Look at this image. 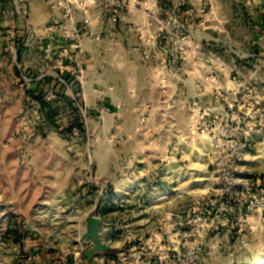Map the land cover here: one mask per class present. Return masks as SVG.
<instances>
[{"label": "rangeland", "instance_id": "rangeland-1", "mask_svg": "<svg viewBox=\"0 0 264 264\" xmlns=\"http://www.w3.org/2000/svg\"><path fill=\"white\" fill-rule=\"evenodd\" d=\"M57 1L0 0V264H264V0Z\"/></svg>", "mask_w": 264, "mask_h": 264}, {"label": "built area", "instance_id": "built-area-1", "mask_svg": "<svg viewBox=\"0 0 264 264\" xmlns=\"http://www.w3.org/2000/svg\"><path fill=\"white\" fill-rule=\"evenodd\" d=\"M52 9L56 12H59L60 14L63 15V19L65 21H72L73 20V15H74V11L72 9V6L62 0H58L57 2H53L52 3ZM53 23H58L56 21H53ZM75 34H76V30H70L69 33H66L62 36V39L64 42H71L74 40V37H75ZM53 36V34H52ZM99 38H95L93 40H98ZM69 44V48H61L63 50V52L65 53H68L66 57H70V60H73L72 59V56H70V53L72 51L73 48H76L77 46L74 45V44ZM56 49L54 50H51V47L48 46L47 49H46V52L48 53H51L52 51L54 52ZM76 64L73 65V70H75V72L77 73H82L83 71V65L81 62L79 61H76L75 62ZM67 71H70L68 70V68L66 69ZM69 74H67L68 76ZM67 76H65L64 78H68ZM66 85V83H64ZM87 245V248H90V246L88 245V243H86ZM80 249L83 250L84 248L82 247V245L80 246ZM104 260H107V264H116V260L115 259H107L106 256L103 257ZM94 260L96 261L97 260V257L94 258ZM64 264H80V262H78L77 260L75 261H68V262H65Z\"/></svg>", "mask_w": 264, "mask_h": 264}, {"label": "water", "instance_id": "water-1", "mask_svg": "<svg viewBox=\"0 0 264 264\" xmlns=\"http://www.w3.org/2000/svg\"><path fill=\"white\" fill-rule=\"evenodd\" d=\"M101 224L102 221L100 218L90 216L87 219V232L85 233L84 238L90 239L94 244L93 248H91L86 254L89 260L93 259L98 252L105 253L111 251L110 247L105 245L100 238L99 229Z\"/></svg>", "mask_w": 264, "mask_h": 264}, {"label": "crops", "instance_id": "crops-1", "mask_svg": "<svg viewBox=\"0 0 264 264\" xmlns=\"http://www.w3.org/2000/svg\"><path fill=\"white\" fill-rule=\"evenodd\" d=\"M50 19H51V16L48 17V18H46V21H47L46 23H48V22L50 21ZM46 23H45V24H46ZM45 24H42V25L45 26ZM41 27H42V29H43L41 35H43L44 37H47L49 32H45V30H44L45 27H44V28H43V26H41ZM90 42H91L90 44L93 45V42H92V41H90ZM91 50H92V51H91ZM89 51H90V53H91L92 56H93V54H95V52H93V48H92V47H90V50H89ZM89 67H91V68L89 69ZM89 67H88V65H87V68H88V71H87V73H86V76H87L86 78H87V79H89V76H90V74L93 73V70H94V71L97 70V66H95V67H93V66H89ZM91 69H92V71H91ZM98 85H99L98 82H94V81H92V80L86 82V88H87L88 90H90L89 93H92L93 88H95L96 86L99 87Z\"/></svg>", "mask_w": 264, "mask_h": 264}, {"label": "bare ground", "instance_id": "bare-ground-1", "mask_svg": "<svg viewBox=\"0 0 264 264\" xmlns=\"http://www.w3.org/2000/svg\"><path fill=\"white\" fill-rule=\"evenodd\" d=\"M161 81H163V79H161Z\"/></svg>", "mask_w": 264, "mask_h": 264}]
</instances>
